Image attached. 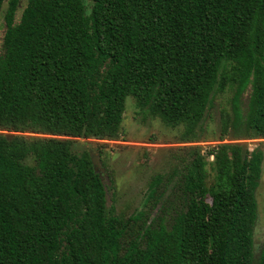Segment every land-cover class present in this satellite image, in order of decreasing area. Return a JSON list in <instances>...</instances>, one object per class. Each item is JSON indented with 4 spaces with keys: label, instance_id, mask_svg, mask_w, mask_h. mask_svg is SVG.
I'll return each instance as SVG.
<instances>
[{
    "label": "trees",
    "instance_id": "obj_1",
    "mask_svg": "<svg viewBox=\"0 0 264 264\" xmlns=\"http://www.w3.org/2000/svg\"><path fill=\"white\" fill-rule=\"evenodd\" d=\"M0 17V264H264L263 143L242 142L264 140V0H0ZM226 89L233 142L180 148L117 214L91 156L119 140L126 99L187 144Z\"/></svg>",
    "mask_w": 264,
    "mask_h": 264
},
{
    "label": "rangeland",
    "instance_id": "obj_2",
    "mask_svg": "<svg viewBox=\"0 0 264 264\" xmlns=\"http://www.w3.org/2000/svg\"><path fill=\"white\" fill-rule=\"evenodd\" d=\"M19 14L18 11L16 17ZM3 33L4 23L0 17V44ZM232 96L233 91L230 89L215 94L199 142L187 144L180 143V127L165 126L160 119L137 109L132 97L126 99L119 140L98 142L102 145L100 162L111 181V191L108 194L113 195L112 204L117 214L127 218L141 207L150 180L155 175L170 172L177 163L180 148L198 146L205 153L216 144L233 142L230 134L222 136L220 132V112L230 111ZM248 98L249 89L238 100L242 112L246 110ZM221 137L225 139L222 142L218 141ZM242 142L250 149L263 143L260 147L264 152V140ZM208 160L211 161L212 158ZM210 181L209 178L207 183ZM256 201L257 220L253 233L255 260L264 251V171L256 189Z\"/></svg>",
    "mask_w": 264,
    "mask_h": 264
},
{
    "label": "water",
    "instance_id": "obj_3",
    "mask_svg": "<svg viewBox=\"0 0 264 264\" xmlns=\"http://www.w3.org/2000/svg\"><path fill=\"white\" fill-rule=\"evenodd\" d=\"M79 141H80L81 143H83V142L85 141V138H84V131L82 132V135H81V137L79 138ZM91 162H92V164H93V166H94L95 171H101V172H104V169L101 167V165H100V161H99V159H98L97 156H91Z\"/></svg>",
    "mask_w": 264,
    "mask_h": 264
}]
</instances>
